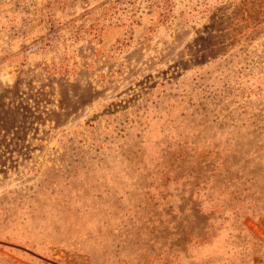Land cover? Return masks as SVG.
I'll return each instance as SVG.
<instances>
[{
	"label": "rangeland",
	"instance_id": "1",
	"mask_svg": "<svg viewBox=\"0 0 264 264\" xmlns=\"http://www.w3.org/2000/svg\"><path fill=\"white\" fill-rule=\"evenodd\" d=\"M0 99V264H264V0H0Z\"/></svg>",
	"mask_w": 264,
	"mask_h": 264
},
{
	"label": "trees",
	"instance_id": "2",
	"mask_svg": "<svg viewBox=\"0 0 264 264\" xmlns=\"http://www.w3.org/2000/svg\"><path fill=\"white\" fill-rule=\"evenodd\" d=\"M19 85H20V83H19ZM18 91H19V86L16 85L14 90H13V94L17 95ZM10 93H12V92H10ZM0 111H3V100L2 99H0ZM7 112H9V111H5L4 113L7 115L8 114ZM13 122H14V119L12 117H8V116L2 120L3 127L5 129H8V130H10L12 128Z\"/></svg>",
	"mask_w": 264,
	"mask_h": 264
}]
</instances>
